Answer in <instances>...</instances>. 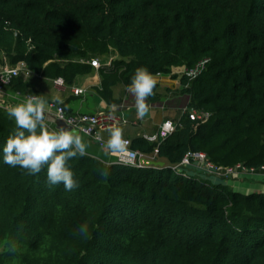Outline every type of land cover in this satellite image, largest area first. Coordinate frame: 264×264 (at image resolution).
<instances>
[{"label":"trees","instance_id":"16d2710c","mask_svg":"<svg viewBox=\"0 0 264 264\" xmlns=\"http://www.w3.org/2000/svg\"><path fill=\"white\" fill-rule=\"evenodd\" d=\"M0 51L35 77L69 84L91 71L90 58L115 54L100 74L108 103L140 66L168 73L209 59L175 87L189 98L173 132L158 143L131 140L145 154L157 147L164 166L77 155L68 160L72 190L48 184L47 165L31 175L3 163L16 124L0 105V264H264V192L166 167L188 150L221 165L264 164V0H0ZM192 109L210 115L191 119Z\"/></svg>","mask_w":264,"mask_h":264},{"label":"clouds","instance_id":"9594fccd","mask_svg":"<svg viewBox=\"0 0 264 264\" xmlns=\"http://www.w3.org/2000/svg\"><path fill=\"white\" fill-rule=\"evenodd\" d=\"M203 63L202 61L197 68L191 70L192 77L203 70ZM156 85V75L148 67L140 66L135 70L126 91L134 97L138 117L143 118L149 112L148 97L154 95ZM51 99L62 102L60 96H53ZM48 104L47 97L32 95L8 107V116L15 119L16 127L3 145L2 161L10 166L26 169L31 175L39 173L47 165V183H62L66 190H72L78 187V182L68 160L77 155H86L88 143L80 130L71 126L70 121L58 127H50L47 123L51 125L52 122H46ZM107 132L106 140L99 135L96 139L101 140L113 153L125 152L128 140L124 128L117 124L109 127ZM102 174L107 175V171L102 170ZM87 230V224H81L77 229L80 235L86 234Z\"/></svg>","mask_w":264,"mask_h":264},{"label":"crops","instance_id":"0c3cea01","mask_svg":"<svg viewBox=\"0 0 264 264\" xmlns=\"http://www.w3.org/2000/svg\"><path fill=\"white\" fill-rule=\"evenodd\" d=\"M156 75V74H155ZM36 80L33 82V88L27 87L32 89L36 95L45 96L51 101V97H49L46 92L44 91V81H40L37 77ZM157 85L154 88V92L159 93L160 96L158 98H150L148 97V102L150 103V109L154 110L157 115V119L155 122V129L151 133L147 132L137 117V111H133L131 114L130 120H125L121 117V114L126 110H132L136 108L134 97L126 91L124 86L117 84L113 88V101L112 103H108L103 97L102 104L104 106H109L108 111H102L99 109H92L90 103L87 101V98H77L80 97L81 94L86 92L87 88H91L93 90H99L101 87V76L96 73H85V74H77L72 82V87L66 92L65 85L58 86L62 97L61 103L67 112L69 113H80V112H92V113H100L103 114L106 118L105 124L102 125L99 130L98 134L106 140L108 137L107 129L113 125H120L124 128L125 137L132 140L135 137H143L147 139L151 143H158L160 142L165 136H163L159 131V124L164 120H169L174 123V119L177 118L181 113H183L186 109L188 95L187 94H174L175 87L179 85V82H175V80L170 78L169 73H164L162 76H157ZM179 79V77H178ZM180 80V79H179ZM170 82L171 84H168ZM175 83V84H172ZM172 85V86H171ZM80 87L83 89V92L80 94H75L74 88ZM161 89V92H159ZM163 89V90H162ZM115 90L117 94H115ZM120 92V94H119ZM14 93V91H13ZM99 93V91H98ZM100 94V93H99ZM101 96V95H100ZM24 99L22 97H11L5 93H0V105L8 108L11 105L16 103L22 102ZM113 105H116L114 108ZM85 141L88 143L87 153L96 156L103 160L106 163H114L116 160L117 153L111 152L106 145L103 143L100 145L97 139L89 136H82ZM203 174V173H202ZM203 176L208 178L213 183H221L225 184L232 189L233 186L240 185L238 183L242 182L244 178L247 177H258L260 180L256 179V183L253 182L249 186H252L254 183L256 186H259L256 192H264V172H257V173H247V172H238L236 175L231 177H220L216 175H210L204 173ZM240 182H236V181ZM245 188L249 189L251 187L244 186ZM254 188V187H253ZM237 190V189H233ZM244 193V192H242ZM247 194V192H245Z\"/></svg>","mask_w":264,"mask_h":264},{"label":"built area","instance_id":"2783aa9c","mask_svg":"<svg viewBox=\"0 0 264 264\" xmlns=\"http://www.w3.org/2000/svg\"><path fill=\"white\" fill-rule=\"evenodd\" d=\"M109 61V60H108ZM203 63V70L208 63V58H203L197 61L191 67H184L182 71V77L186 78L187 81H190L197 77L202 71H199L195 77L190 75L192 69L197 68V66ZM85 62V61H84ZM94 68H102L103 66L109 65L110 61L105 62L104 64L100 61L98 57H92L86 61ZM18 74V67H9L5 66L0 70V91H2L3 85L8 83L13 77ZM157 76H162L163 72L154 73ZM64 78L62 76H57L54 80V83L58 86L64 85ZM75 94H80L83 92V89L80 87L74 88ZM16 93V91L14 92ZM188 115L191 119H197L200 121H205L208 119L210 112L206 110H190L188 111ZM54 116L55 118H59L64 120L65 122H71V126L80 130V133L90 136L96 139L99 135V128L105 124L106 118L103 114L100 113H89V112H80V113H69L66 111L62 104H57L55 102H50L47 108L46 122H52ZM175 129L174 123L169 120H164L159 124V131L163 136L170 134ZM128 140V147L125 152L117 153L115 162L120 165H125L132 168H144L147 167L140 160L141 158H148L151 160H155L157 154V147L154 148L151 154H145L144 152L133 148L131 146V140ZM100 145L103 143L101 140H97ZM161 167V166H157ZM170 168L174 173L180 174L185 178H196L200 179L201 177L196 176L193 172H197L200 175L203 173L216 175L220 177H231L236 175L238 172H247V173H257L264 172V164L259 166L246 165L242 162H237L232 165H221L213 162L209 159L206 152L202 150H188L184 153L181 159L178 162L170 164L166 166Z\"/></svg>","mask_w":264,"mask_h":264},{"label":"rangeland","instance_id":"374dc122","mask_svg":"<svg viewBox=\"0 0 264 264\" xmlns=\"http://www.w3.org/2000/svg\"><path fill=\"white\" fill-rule=\"evenodd\" d=\"M94 57H98L101 62H106L107 63V62L110 61V66L106 65L105 68H112L113 63L116 62V60H120L115 54H110V55H107V56H105V55L104 56L103 55H97V56H94ZM111 58H114V59H111ZM5 66L18 67V74L15 77H20L22 79L23 83H27L26 87L29 86L30 88L31 87L33 88V86H34L33 82L36 80V78H35L34 74L33 75L31 74V71L29 70L27 64L25 62H23V61H17L15 63H13L12 61H10V59H8L5 56L3 51H0V70L3 69ZM184 67H186V66L185 65H177V66L174 65V66H172L170 68V70H169L170 78L175 80V82H180V80L183 79L181 70H183ZM93 72H96V73H98L100 75L101 74V68H92L91 71L87 72V73H93ZM83 74H85V73H83ZM56 77L57 76L48 77V78H46V77H37L40 80L38 82L44 81V91L51 98L53 96H61V93L59 92L60 89L58 87H56V85L54 84V80H55ZM178 77H179L180 80L178 79ZM9 83H10V81L3 85L2 91H0V93H5L7 95H10L11 97H22L24 100L28 96L36 95V94H34L35 92L32 89H30V88L28 90L25 89V88L24 89L21 88V90L11 89L9 87ZM167 83L171 84L170 82H167ZM70 84H72V83H70ZM70 84L64 82V85L66 87V92L73 85V84L72 85H70ZM172 84H175V83L172 82ZM13 91L14 92L16 91V93H13ZM159 92H161V89H160ZM115 94H117L116 90H115ZM119 94H120V92H119ZM81 97L87 98L88 99L87 101L90 103L92 109H94V110L95 109H99V110H101V112L102 111L105 112V111L109 110V106H104L102 104L103 99L100 96V94L98 93V90H93L91 88H87L86 92L81 94L80 97H77V98H81ZM50 102H55L57 104H61V103L53 101V100L49 101V103ZM133 111H137L136 108H134L132 110H126L125 112H123L121 114V117L123 119H125V120H130L131 119V114H132ZM89 113H92V112H89ZM137 117H138V115H137ZM138 118H139L138 120L142 124L143 128L147 132L151 133L152 131H154V129L156 127L155 126L156 125L155 122H156V119H157V115H156V112L154 110L150 109L149 112L143 118H140V117H138ZM53 121L54 120H52V123H51L52 126H54V122ZM80 134L82 136H86V135H84L82 133H80ZM193 174L196 175V176H199V177H203L202 175H200L197 172H193ZM256 179L260 180V178H258V177H247V178L242 179L243 180L242 182H240L241 180L240 181L237 180L236 182L237 183L240 182V183H238L240 185L233 186L232 190L233 189H237V190H234V191L244 192V193L247 192L248 194L252 193V192H256L255 190H257V188L259 187V186H256V184H255L257 182ZM253 182H255V183L252 186H249ZM244 186L251 187V188L247 189ZM258 191H261V190H258Z\"/></svg>","mask_w":264,"mask_h":264},{"label":"water","instance_id":"95a60500","mask_svg":"<svg viewBox=\"0 0 264 264\" xmlns=\"http://www.w3.org/2000/svg\"><path fill=\"white\" fill-rule=\"evenodd\" d=\"M54 120V126L55 127H58L59 125H63L65 124L66 122L62 119H59V118H55L54 116H52ZM142 163H144L145 165H154V166H163L164 165V161H161V160H151V159H148V158H141L140 160Z\"/></svg>","mask_w":264,"mask_h":264}]
</instances>
